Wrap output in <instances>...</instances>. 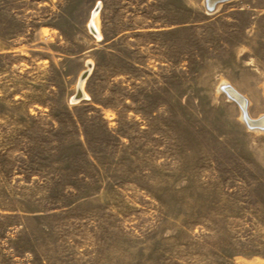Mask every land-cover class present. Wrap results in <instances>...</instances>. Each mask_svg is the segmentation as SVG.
<instances>
[{
	"label": "rangeland",
	"instance_id": "rangeland-1",
	"mask_svg": "<svg viewBox=\"0 0 264 264\" xmlns=\"http://www.w3.org/2000/svg\"><path fill=\"white\" fill-rule=\"evenodd\" d=\"M204 2L0 0V264H264V132L220 93L264 113V0Z\"/></svg>",
	"mask_w": 264,
	"mask_h": 264
},
{
	"label": "bare ground",
	"instance_id": "bare-ground-1",
	"mask_svg": "<svg viewBox=\"0 0 264 264\" xmlns=\"http://www.w3.org/2000/svg\"><path fill=\"white\" fill-rule=\"evenodd\" d=\"M218 0H205V6L208 9L209 12H215L217 11L224 3L233 1V0H222L220 2H217ZM99 11H96L93 14L92 19L90 20V28L95 32L96 31V23L98 19ZM88 72V71H86ZM85 73V72H84ZM86 75L83 77L86 78ZM83 81L80 83L79 86V92L82 95V97L87 96L84 89H83ZM78 93V92H77ZM76 93V94H77ZM220 93L224 94L228 101L230 103H233L237 106L239 112L241 121L244 123V125L250 129L251 131H254L256 133L264 132V113L260 114L258 117H253L250 113V109L252 106V101L250 98L245 95L244 93L240 92L235 86L228 82H223L220 86Z\"/></svg>",
	"mask_w": 264,
	"mask_h": 264
},
{
	"label": "water",
	"instance_id": "water-1",
	"mask_svg": "<svg viewBox=\"0 0 264 264\" xmlns=\"http://www.w3.org/2000/svg\"><path fill=\"white\" fill-rule=\"evenodd\" d=\"M210 1V0H209ZM220 1H222V0H218L217 2H220ZM80 98H83L82 97V95L80 94V92H78L77 94H76V98L75 99H80Z\"/></svg>",
	"mask_w": 264,
	"mask_h": 264
}]
</instances>
